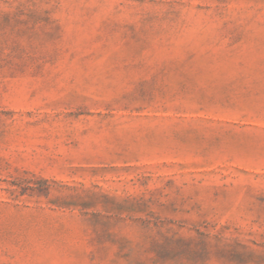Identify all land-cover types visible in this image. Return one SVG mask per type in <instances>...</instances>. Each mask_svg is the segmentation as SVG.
Instances as JSON below:
<instances>
[{
	"label": "rangeland",
	"instance_id": "obj_1",
	"mask_svg": "<svg viewBox=\"0 0 264 264\" xmlns=\"http://www.w3.org/2000/svg\"><path fill=\"white\" fill-rule=\"evenodd\" d=\"M0 264H264V0H0Z\"/></svg>",
	"mask_w": 264,
	"mask_h": 264
}]
</instances>
